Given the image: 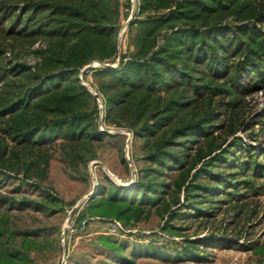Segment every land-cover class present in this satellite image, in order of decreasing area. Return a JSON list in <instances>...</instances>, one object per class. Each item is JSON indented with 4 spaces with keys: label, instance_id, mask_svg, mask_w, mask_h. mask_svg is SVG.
I'll return each instance as SVG.
<instances>
[{
    "label": "rangeland",
    "instance_id": "obj_1",
    "mask_svg": "<svg viewBox=\"0 0 264 264\" xmlns=\"http://www.w3.org/2000/svg\"><path fill=\"white\" fill-rule=\"evenodd\" d=\"M26 1L0 0V8H20ZM184 1L175 0L168 7H153L142 13V0L134 11L129 0H120L116 55L106 60L94 58L76 67L75 81L82 84V75L83 80L91 83L105 98L114 93L112 88L107 92L102 88L97 70L104 67L117 69L122 59L127 60L133 55L139 20L165 17ZM208 1L211 0L200 2ZM211 2L215 3V0ZM221 2L227 6L218 14L202 11L183 20L184 25L175 24V29L163 27L147 58L164 46L167 34L181 27L202 32L211 28L228 29L230 37L234 38L241 33L243 26H249L250 32H256L264 40V0ZM9 16H0V106L35 82L33 77L39 75L38 67L43 61L41 52L48 48L50 42L42 35L29 38L9 31L13 19ZM222 54L223 62L233 66L228 73L244 58L239 52L230 56ZM261 54L264 55V50ZM94 63L102 66H88ZM18 65L28 68L29 79L15 74L18 73ZM186 69L206 85L217 86L197 98L195 108L179 111L155 137L135 134V129L128 122L129 116L124 115L127 119H122L115 114L107 116V113L103 125L110 131L103 132L99 129L100 119L96 111V128L111 137L94 143L92 151H84L80 156H74L72 146L75 144L65 142L63 135L43 147V158L37 154L38 150L25 152L17 143L15 132L10 129L16 124L13 116H0V221H5L9 231L13 232L11 242L28 253L29 264H124L117 251L112 245H106L101 236L122 245L126 256L137 243H153L159 251L175 253L177 250L182 252L188 242L218 239V242L207 246L198 244V252L204 259L164 261L156 257H138L136 264H264V177L253 173L255 165L264 167V84L241 92L231 84L228 73L213 79L203 64H189ZM241 80L247 79L243 77ZM93 100L90 101L92 109L96 105L94 97ZM33 117L29 115L27 119ZM57 117L50 116L52 120ZM201 118L206 119L205 125L210 130L208 136L197 140L196 132L191 131L175 138L176 147L172 149L182 151L186 155L183 161H187L183 170L164 166L160 178L168 187L162 204L147 207L140 220L131 224L115 217L99 216L88 217L86 220L90 221L80 226L76 223L77 215L96 195L100 184L107 185L111 181L135 188L142 172L156 166L150 159V153L157 150L158 143L166 137L170 138L173 127ZM147 119L148 123H155L153 117ZM127 132L132 134L131 141H128ZM31 160H35L33 168L28 167ZM246 162L251 169L249 172L239 168ZM225 180L231 181L230 184H224L223 181L227 183ZM191 182L221 185L223 193L215 197L209 195L196 202L197 194L189 196L186 192ZM225 189L228 191L224 192ZM13 200H25L26 206L19 207ZM117 222L120 225L116 226ZM25 237L32 241L27 248L20 245ZM220 240L241 246L220 244Z\"/></svg>",
    "mask_w": 264,
    "mask_h": 264
},
{
    "label": "trees",
    "instance_id": "obj_2",
    "mask_svg": "<svg viewBox=\"0 0 264 264\" xmlns=\"http://www.w3.org/2000/svg\"><path fill=\"white\" fill-rule=\"evenodd\" d=\"M174 1L142 0L141 11L144 13L153 7L165 8ZM200 1L185 0V3L178 5L175 11L165 17L139 20V27L134 35L136 51L133 55L127 60L122 59L117 69L104 67L96 72L105 92L114 89V93L106 95L107 116L115 114L122 119L129 116L128 122L135 129V134L155 137L164 124L173 120L175 114L186 108H195L197 98L203 96L209 88L214 89L215 85H206L204 81L196 79L191 71L187 72L189 64L207 66L206 73L214 79L224 76L233 68L231 63L223 62L222 52L227 56L239 52L244 58L236 65L237 68L232 69L234 71H229L231 84L241 92L264 84V55L261 54L264 40L256 32H250L249 26H243L241 33L234 38L230 37L228 29L211 28L202 32L181 27L167 34L164 46L147 58L163 27L175 29V24L184 25L183 20L203 13L202 11H206V14L207 11L218 14L221 8L227 6L221 0H215V3L211 2L213 0L206 3ZM235 1L244 3L246 0H228L229 3ZM119 8L120 0H27L20 8H0V16L9 14L13 18L9 31L29 38L42 35L50 41L48 48L41 52L43 61L38 67L39 75L33 77L35 82L25 86L19 93L16 92L10 102L0 106V116H13V121H16L10 129L15 132L14 137L25 152L35 153L38 150L37 154L43 158V147L63 135L65 142L75 144L72 146L74 156H80L84 151H92L94 143L111 137L96 128L94 112L96 113L97 106L90 108L92 94L78 80L75 81L74 75L78 70L76 67L91 59L106 60L116 55ZM44 19L46 21L43 23ZM17 68L18 73L15 74L30 78L27 67L18 65ZM243 77L247 80H241ZM163 114L165 115L162 116ZM29 115L34 117L27 119ZM52 115L58 117L52 120ZM147 117H153L155 123H148L150 118ZM205 122L206 119L201 118L199 121L173 127L170 138L166 137L158 143V149L150 153V159L156 166L148 167L142 172L135 188H127L110 180L107 185L100 184L96 195L88 200L86 207L77 215L76 223L80 226L90 221L86 220L88 217L99 216L115 217L131 224L134 220H140L147 207L162 204L168 187L160 178L164 173V166L171 170L176 167L183 170L187 161H183L186 155L182 151L172 149L176 147L175 138L191 131L196 132L197 140L208 136L210 130ZM207 127L209 131L205 129ZM30 163L28 167L33 168L35 160ZM239 168L247 172L251 170L248 162ZM253 173L264 177V167L255 165ZM216 180L220 181L219 177ZM225 181L227 183L223 181L224 184L231 182ZM220 186L191 182L187 185L186 192L189 196L197 194V202L209 195H221L223 189ZM226 191L228 190L225 189L224 192ZM14 201L19 207L26 206L25 200ZM195 208L200 211L196 205ZM13 237L14 234L9 231L5 221H0V264L31 263L28 253L11 242ZM101 239L106 245H112L124 264H136L138 257H156L164 261L204 259L198 252L199 243L207 246L211 242H218V239L203 238L199 242H188L182 252L177 250L175 253L159 251L153 243H137L126 256L122 245L119 246L104 236ZM30 242L32 241L25 237L20 245L27 248ZM220 244L241 246L232 242L225 243L223 240H220Z\"/></svg>",
    "mask_w": 264,
    "mask_h": 264
},
{
    "label": "built area",
    "instance_id": "obj_3",
    "mask_svg": "<svg viewBox=\"0 0 264 264\" xmlns=\"http://www.w3.org/2000/svg\"><path fill=\"white\" fill-rule=\"evenodd\" d=\"M129 1L132 4V10L133 11L136 10L137 7L139 6V0H129ZM88 66L89 67L90 66L96 67V66H102V64L94 63V64L88 65ZM87 68L88 67H85V69H87ZM80 79L82 81V84L89 89L90 93L93 95V97L95 99V103L97 106V111H98V115H99V119H100L99 129L103 132H109L110 130H107V128H105L103 125V123H104L103 120L105 119L106 113H107L106 98L104 97V95L102 93L97 91L96 88L91 85V83L85 82L82 78V75L80 76ZM127 135H128V141L129 140L131 141L132 134L130 132H127ZM118 225H120V224L117 222L116 226H118ZM64 264H66V263L64 262Z\"/></svg>",
    "mask_w": 264,
    "mask_h": 264
},
{
    "label": "water",
    "instance_id": "obj_4",
    "mask_svg": "<svg viewBox=\"0 0 264 264\" xmlns=\"http://www.w3.org/2000/svg\"><path fill=\"white\" fill-rule=\"evenodd\" d=\"M91 195V194H90Z\"/></svg>",
    "mask_w": 264,
    "mask_h": 264
}]
</instances>
